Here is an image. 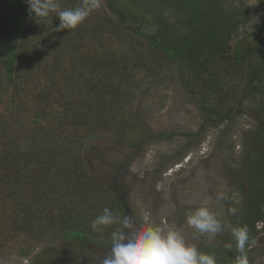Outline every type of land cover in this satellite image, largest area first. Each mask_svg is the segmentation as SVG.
<instances>
[{"label":"trees","instance_id":"trees-1","mask_svg":"<svg viewBox=\"0 0 264 264\" xmlns=\"http://www.w3.org/2000/svg\"><path fill=\"white\" fill-rule=\"evenodd\" d=\"M105 1L115 19L98 8L77 28L53 32L55 13L36 20L26 0H0V62L8 93L6 113L0 111V259L9 241L24 259L37 249L42 257L58 239L111 243V232L122 225L98 233L91 221L104 207L123 219L127 202L94 177L83 142L99 131L118 139L137 130L141 135L128 108L136 78L176 65L185 84L197 85L192 90L205 96L204 113L220 122L230 117L222 108L232 99L251 97L258 105L256 145L238 183L241 201L230 203L237 212L223 221L248 226L254 241L247 248L249 264H257L264 258V27L253 23L254 42L242 46L241 29L253 19L241 10L243 0ZM81 2L58 0L61 9ZM108 35H115L118 49L107 46ZM125 44L141 47L140 53H128ZM226 72L241 74L238 87L226 85ZM229 242L232 252L224 246ZM198 250L214 255L217 264H235L238 255L229 231Z\"/></svg>","mask_w":264,"mask_h":264},{"label":"rangeland","instance_id":"rangeland-1","mask_svg":"<svg viewBox=\"0 0 264 264\" xmlns=\"http://www.w3.org/2000/svg\"><path fill=\"white\" fill-rule=\"evenodd\" d=\"M238 4L253 18L241 29L242 36H246L242 45L245 47L254 42L249 36L254 31L253 23L264 27V0H243ZM99 11L101 15L116 18L105 0H100ZM114 36H107V46L118 49L120 43L113 40ZM123 47L128 53L141 51V47L129 49L131 44ZM150 62L151 59L146 60L145 65L151 66ZM181 73L182 70L173 65L151 77L142 72L137 76L135 100L128 108L139 124L141 135L137 130L132 136L128 133L126 138L118 139L112 133L99 131L87 138L83 147L94 177L114 187L126 200L125 211L133 218L134 229L146 222L171 229L183 228L186 241L198 248L207 241L217 240L219 234L214 237L194 234L185 224L186 214L207 206L222 223L230 217V203L241 201L238 183L244 175L243 165L248 153L256 145L260 117L258 105L251 97H246L223 105L224 112L230 110V117L220 122L217 116L204 113L201 106L205 96L192 90L197 85L185 84ZM223 75L226 85L239 86L241 74L226 72ZM7 97L4 64L0 62L2 113H6L3 107ZM221 193L226 199H218ZM12 243L9 241L8 247L2 249L0 264H101L111 246L110 240L81 244L58 239L48 243L42 257L37 256V249L24 259L15 254ZM260 246L257 241L255 249ZM257 264H264V258Z\"/></svg>","mask_w":264,"mask_h":264},{"label":"clouds","instance_id":"clouds-1","mask_svg":"<svg viewBox=\"0 0 264 264\" xmlns=\"http://www.w3.org/2000/svg\"><path fill=\"white\" fill-rule=\"evenodd\" d=\"M29 15L36 20L47 18L55 13L59 24L52 28L53 32H62L65 29L73 30L82 24L95 10L100 7V0H82L72 9H61L58 0H26ZM218 199L226 197L221 193ZM229 211L235 215L236 208ZM133 218L124 216L123 219L108 208L91 221V228L101 232L103 228L112 225L117 227L110 234V250L101 259V264H217L212 254L198 250L195 245L189 244L183 234V228L171 229L160 225L145 223L139 229L133 228ZM185 224L193 229L194 234L214 237L225 231L231 233L235 242V264H249L247 248L254 244L249 236L246 224L232 226L222 223L217 215L207 206H200L190 210L185 217ZM225 248L233 251V244L226 243Z\"/></svg>","mask_w":264,"mask_h":264}]
</instances>
